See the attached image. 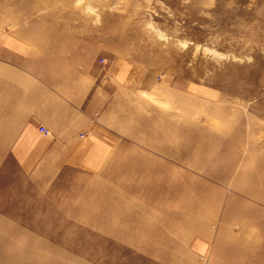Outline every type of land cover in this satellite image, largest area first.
I'll return each mask as SVG.
<instances>
[{
  "label": "rangeland",
  "instance_id": "rangeland-1",
  "mask_svg": "<svg viewBox=\"0 0 264 264\" xmlns=\"http://www.w3.org/2000/svg\"><path fill=\"white\" fill-rule=\"evenodd\" d=\"M47 18L139 80L107 85L96 161L18 156L0 112V264H264V0H0V29Z\"/></svg>",
  "mask_w": 264,
  "mask_h": 264
},
{
  "label": "crops",
  "instance_id": "crops-1",
  "mask_svg": "<svg viewBox=\"0 0 264 264\" xmlns=\"http://www.w3.org/2000/svg\"><path fill=\"white\" fill-rule=\"evenodd\" d=\"M71 18L80 19V13ZM46 22V28L29 19L20 28L11 24L0 29L3 134L11 136L15 154L26 152L25 159L60 150L56 163L100 160L108 151L101 111L107 85L127 86L139 80L138 73L107 42L104 26L71 21L54 27L48 18ZM139 77L147 79L146 74ZM39 125L49 136L39 134Z\"/></svg>",
  "mask_w": 264,
  "mask_h": 264
},
{
  "label": "built area",
  "instance_id": "built-area-1",
  "mask_svg": "<svg viewBox=\"0 0 264 264\" xmlns=\"http://www.w3.org/2000/svg\"><path fill=\"white\" fill-rule=\"evenodd\" d=\"M104 61L105 60L103 58H100L98 60L99 63H104ZM37 128H38L39 134H41L43 136H49L50 133H49V130L46 127H44L42 125H39ZM80 136L83 137L82 135H80Z\"/></svg>",
  "mask_w": 264,
  "mask_h": 264
},
{
  "label": "clouds",
  "instance_id": "clouds-1",
  "mask_svg": "<svg viewBox=\"0 0 264 264\" xmlns=\"http://www.w3.org/2000/svg\"><path fill=\"white\" fill-rule=\"evenodd\" d=\"M95 23H99V18H97V20L95 21ZM248 60H249V63H251L252 61H251V58H248Z\"/></svg>",
  "mask_w": 264,
  "mask_h": 264
}]
</instances>
